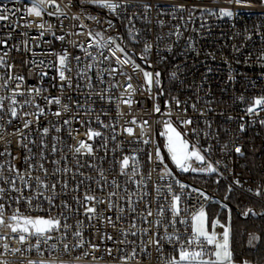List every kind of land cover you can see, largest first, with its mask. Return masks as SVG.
<instances>
[{
  "label": "built area",
  "instance_id": "1",
  "mask_svg": "<svg viewBox=\"0 0 264 264\" xmlns=\"http://www.w3.org/2000/svg\"><path fill=\"white\" fill-rule=\"evenodd\" d=\"M56 2L65 15L50 16L55 8L48 7L42 17H36L27 12L32 0H0V14L7 16L0 20V97H10L14 89L24 93L16 97V118L8 111V99L0 111V188L5 189L0 204L6 222L17 209L23 216L61 221L60 230L52 231V239L41 240L38 247L36 237L21 244L18 233L0 226V237H6L0 239V264L41 260L53 264H167L178 255L179 245L175 238L171 243L164 239V226L145 223L148 208L153 212L148 220L164 221L167 233L178 235L181 242L191 235L194 214L213 203L227 207L233 192L259 204L241 213L243 218L263 216L264 106H255L251 113L248 108L264 98V4L249 0H114L121 7L113 13L89 0ZM221 9L232 15L222 16ZM41 23L43 29L37 26ZM96 33L115 38L132 63H117L116 57L123 59L120 52L105 59L111 53L98 46L101 37ZM146 45L150 46L147 52ZM65 51L70 86L59 77L57 54ZM145 71L153 74L154 81L159 73V84L153 83L150 90ZM81 72L86 76L79 75ZM6 81L7 87H3ZM129 83L132 89L125 92ZM31 89L41 91L37 94ZM129 96L131 106L120 103ZM50 98H59L61 103H48ZM25 100L32 103L21 107ZM35 105L44 109L38 119L31 115L37 111ZM65 105L68 111H64ZM155 106L160 112L154 111ZM57 111L60 116L53 114ZM26 120L32 121L27 128ZM65 120L71 123L65 124ZM186 120L191 124L183 123ZM144 121L148 125L142 131ZM165 122L186 134L184 138L205 157L204 163L193 159V168L207 169L211 164L215 171L178 169L167 152L166 137L161 135ZM128 127L133 129L132 135L124 131ZM44 128L49 129L46 135ZM90 130L101 135L89 140ZM81 140L92 146V155L74 154L72 149ZM157 149L163 164L156 157ZM125 156L136 158L135 176L131 162L127 174H121ZM40 163L47 176L39 169ZM29 164L36 165L31 176H40L49 188H39L34 179L26 188L17 179L21 191H13L6 181L16 174L9 167L26 173ZM165 165L171 175L166 174ZM66 168L70 171L65 172ZM112 192L116 195L110 197ZM85 193L104 201L96 204L92 219L78 203ZM173 195L181 197L178 219L186 221L174 226L167 224ZM129 198L135 203L130 204ZM159 207L165 209L162 217L156 216ZM222 226L227 224L218 222L214 229L211 224L210 230L220 236ZM146 228L150 229L147 234ZM77 231L81 236L74 235ZM153 238L160 239V250L149 243Z\"/></svg>",
  "mask_w": 264,
  "mask_h": 264
},
{
  "label": "snow or ice",
  "instance_id": "2",
  "mask_svg": "<svg viewBox=\"0 0 264 264\" xmlns=\"http://www.w3.org/2000/svg\"><path fill=\"white\" fill-rule=\"evenodd\" d=\"M90 3H93L100 8H105L108 9L111 12H116L117 8L121 7L120 4L115 3L114 0H89ZM48 7H54L55 11L49 12L48 15L50 16H56V15H65V13L62 11L60 5L56 2V0H32V6L27 9V12L29 15H34L36 17H42L44 11ZM7 11V10H5ZM220 14L222 16H231L232 13L228 10L221 9ZM74 19H79V17H73ZM90 19H95V17H89ZM7 19V16L0 14V20ZM39 28L43 29L44 24L41 23L37 25ZM83 27V25H81ZM89 36H92V33H89ZM97 37H101L100 41L98 42V46L100 48H108V50L111 53V56H106L105 59H111L113 56H115L116 52H120L123 55V59L116 57V62L120 64H128L132 63L131 58L128 56V54L124 51V49L116 43V39L113 37H108V38H103L100 33H96ZM59 39H63V37H58ZM150 46L146 45L145 46V52L149 50ZM57 59H58V64L60 66L59 69V77L62 81L67 80L69 86L71 85L70 79L66 76V72L70 71V68L68 67V53L65 51L63 54H57ZM77 60H79V57H76ZM95 59V58H93ZM0 63H3L2 60H0ZM92 66L89 65L88 68L90 69ZM136 68L139 69V65H136ZM143 71L142 69H140ZM112 72H115L116 69L113 68L111 69ZM82 77L86 76V72H81L79 73ZM144 78H145V83L146 85L149 86V90L153 83L159 84V73L155 74V81L153 79V74L150 72H143ZM17 80H22L23 77H16ZM131 77H129V80ZM88 86L91 88L92 85L89 82ZM3 87H7V81L3 85ZM128 89H132V85L129 83L127 85V89L125 92H127ZM31 92H35L37 94L40 93V89H31ZM19 95H24L23 92H20L16 89L12 91V95L10 97H0V111L4 110L5 104L4 101L5 99L9 100V106H8V111L11 114V117L16 118L18 116L17 108L15 107L19 102L17 101L16 97ZM101 98L103 99L104 96L101 95ZM47 99V98H46ZM111 98L109 97V101ZM32 101L30 100H25L21 107L23 105H30ZM48 103H55V104H60L61 101L59 98H50L48 99ZM120 103L126 104L128 106H131L133 103L132 99L127 98H121ZM177 104H179V101H177ZM255 106H264V98H258L254 101V107H249L248 112H254L255 111ZM37 111L35 113H32L31 115H35L37 119L39 118L40 115L44 114V109L40 108L39 105H35ZM119 107V106H118ZM68 106H64V111H68ZM155 112H160L159 106L154 107ZM56 116H60L61 112L57 111L53 113ZM25 116L30 115L29 113H24ZM10 122V121H9ZM32 123L31 120H26L24 122V127L27 128L29 125ZM65 124L71 123L69 120L64 121ZM131 123L135 124L136 119L133 118ZM185 124H191V120H186L183 121ZM148 125V121H144L143 124L141 125V129L143 131V128ZM241 129L243 130V126H241ZM49 129L44 128L43 129V134L46 135L48 133ZM56 131L59 132L60 129L56 128ZM125 132H127L129 135L133 134V129L131 127L125 128ZM88 139L91 140L94 137L100 136L101 133L99 132H93L89 131ZM161 135L166 137V148L167 152L171 157L172 162L176 165L178 169H180L183 172H187L191 169V171H215V168L212 167L211 164H208L207 169L204 168H193L191 166V161L195 159L196 161H199L201 163L205 162V157L201 155L200 151L196 148L195 145H190L188 140L184 138V135L181 132L177 131L175 127L172 126L170 122H165L164 123V131L161 133ZM144 143H148V140H144ZM83 150V151H82ZM53 151H56L55 147L53 148ZM74 154L78 155H92L93 154V148L90 144L86 143L85 141L81 140L78 141V145L74 146L72 149ZM237 152L240 151L239 148L236 149ZM156 157L158 158L159 162L161 164L164 163L163 157L160 155L159 149L156 150ZM43 158V157H42ZM30 158H26L28 160ZM151 159V156H150ZM130 162L132 164V176H135L137 174V170L135 165L138 163L136 161L135 157H127L125 156L122 161H121V174H127V169L129 168ZM54 163H59V161H54ZM2 167V166H0ZM36 165L29 164V171L26 173H21L19 170L15 169L14 166L9 167L10 172H15V176L6 182L9 183L12 187L13 191H21V189H18L16 187V181L17 179L23 184L24 187L30 188L31 184L29 183L30 180L34 179L37 182V185L39 188H44L47 189L49 188V185L45 183L44 180L41 179L40 176L32 177L31 176V169L35 168ZM166 168V174L171 175L170 172L167 171V166L165 165ZM39 169L44 173L45 176H47V169L44 168L43 163L39 164ZM59 171V169H57ZM65 172L70 171L69 169H64ZM101 178H103V172H100ZM0 179H3L2 173H0ZM99 181H97V184L99 185ZM179 183V181H177ZM112 184L114 187H117L116 182L112 181ZM67 187V185H64ZM56 187L55 184L51 185V188L54 190ZM181 188L186 187V185L180 184ZM169 192H171V185H169L168 188ZM5 189L0 188V193H3ZM159 188H157V194H159ZM147 193H145L146 195ZM42 195V193H41ZM116 193L112 192L109 194V196H115ZM203 195V193H201ZM257 195H259V192H257ZM49 199V203H51V198ZM181 197L179 195H173L172 196V201L169 206V211L171 212V219L168 220L167 224L174 226L177 222L179 223H185L183 219H178L180 216V207H179V202H180ZM19 201H17L18 203ZM28 203L31 204V200H28ZM78 203H81L84 205L85 208V214H92L89 215V219H92L95 214H96V204L98 203H104L102 199L97 198L94 195L85 193L84 198L82 201H78ZM129 203L134 204L135 202L132 201L129 198ZM67 207V205H65ZM108 207L111 209L113 207V204L111 201L108 202ZM132 211H135V207H132ZM251 211V209H249ZM121 212H123V209H121ZM165 209L163 207H159L158 211L156 212V216L162 217L164 215ZM153 212L150 208L146 210V215L143 217L145 223H148L156 228L165 227V237L164 239H167L169 243L173 242V239L175 238L176 243L179 245L178 247V255L170 258L167 261V264H233L232 261V252L230 250V245H229V229L226 226L224 227L223 233L218 236V234L215 231L209 232L206 227V216L204 209L201 208L198 213L194 214L191 217V235L188 239L185 241L181 242V238L178 235H169L167 233V227L164 224V221L157 219L154 222L149 221L148 217H152ZM109 223H112L111 217L106 218ZM119 219V217H117ZM79 223V222H78ZM217 222H213L212 227L213 229L216 227ZM0 226L8 228L11 233H18V242L23 244L27 242V240L30 237H36L37 244L36 247L39 246V243L41 240H43L44 243H47L48 240L52 239V236L50 233L54 230L59 231L61 227V221L57 218H44V217H31V216H23L20 212L19 209L16 210L10 217L5 218L4 214V205L0 204ZM63 227L67 229L69 227L68 224H64ZM132 227H135V224L133 223ZM150 229L146 228L144 229L145 234ZM132 235H136L135 232L131 233ZM75 236L79 237L81 236V233L79 231L74 233ZM127 235V233H125ZM6 237H0V239H5ZM111 239V237H108ZM149 243L154 244L157 247V250H160V239L153 238L149 241ZM79 246V245H77ZM211 246V247H210ZM8 245L5 244L4 248L7 249ZM53 248L56 247V245H52ZM95 247V246H93ZM65 251L68 250V245H64ZM15 251H20V249H15ZM110 251V250H109ZM133 257L135 256V250L133 251ZM131 258V257H130ZM29 264H53L52 261H44L41 260L39 262L35 261H29ZM247 264V262H245Z\"/></svg>",
  "mask_w": 264,
  "mask_h": 264
},
{
  "label": "trees",
  "instance_id": "3",
  "mask_svg": "<svg viewBox=\"0 0 264 264\" xmlns=\"http://www.w3.org/2000/svg\"><path fill=\"white\" fill-rule=\"evenodd\" d=\"M228 206L213 203L207 208L210 220L230 225L233 264H264V215L243 218L241 213L257 202L241 193H231Z\"/></svg>",
  "mask_w": 264,
  "mask_h": 264
},
{
  "label": "rangeland",
  "instance_id": "4",
  "mask_svg": "<svg viewBox=\"0 0 264 264\" xmlns=\"http://www.w3.org/2000/svg\"><path fill=\"white\" fill-rule=\"evenodd\" d=\"M249 1H253V2H259V3H262V4H264V0H249ZM173 126V125H172ZM174 127V126H173ZM176 128V127H175ZM177 129V128H176ZM177 131H179L178 129H177ZM180 132V131H179ZM223 206V205H222ZM223 207H226V206H223ZM204 212H205V216H206V227H207V230L209 231V232H211V230H210V226H211V224H213V222H223V221H221V220H219L218 219V217H216V218H214V220H210V216H209V212H208V210L206 209V210H204ZM44 218H47V217H44ZM223 223H225V222H223ZM227 227H228V229H229V245H230V250H231V236H230V225L227 223ZM233 261V260H232Z\"/></svg>",
  "mask_w": 264,
  "mask_h": 264
}]
</instances>
